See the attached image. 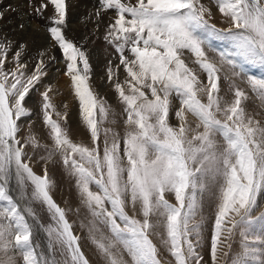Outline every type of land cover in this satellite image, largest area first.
<instances>
[{
	"label": "snow or ice",
	"instance_id": "obj_1",
	"mask_svg": "<svg viewBox=\"0 0 264 264\" xmlns=\"http://www.w3.org/2000/svg\"><path fill=\"white\" fill-rule=\"evenodd\" d=\"M98 2L97 18L115 13L104 40L119 63L108 61L105 79L122 106V133L92 82L90 54L67 36L68 0H27L26 11L48 21L87 142L72 139L68 105L60 110L51 85L39 104L51 143L41 142L26 105L46 75L45 57L57 58L40 52L29 72L26 45H17L8 68L13 44L0 40V264H264V211L256 214L264 196V77L244 72L246 64L264 69V0ZM212 5L226 27L211 22ZM214 40L231 50L216 52ZM242 85L259 102L253 110ZM57 163L74 182L75 206L54 199L49 165Z\"/></svg>",
	"mask_w": 264,
	"mask_h": 264
},
{
	"label": "rangeland",
	"instance_id": "obj_2",
	"mask_svg": "<svg viewBox=\"0 0 264 264\" xmlns=\"http://www.w3.org/2000/svg\"><path fill=\"white\" fill-rule=\"evenodd\" d=\"M90 1L89 0H83L82 2H80L79 0L75 1L78 3V6H79L77 8L79 9L81 7L82 9L80 8L78 12H74L75 15L73 14L72 17H71L72 12L71 14L68 13L67 36L70 39H72L78 46H83L90 54V62L93 68L92 82L95 86L96 91H98L101 95L105 96L109 104H111L113 109L117 112L118 114L117 119L120 122L118 124V130L121 131L122 133L123 132L122 120L124 117L122 115H119L122 111V106L119 104L114 90L107 84L106 79H105V70H106L108 61L111 60L114 65L119 63L118 54L115 52L114 48L104 40V35L107 31L108 25L112 21V18L114 17L115 13L112 10L107 11L106 13L110 16V19H107L106 21L107 23L103 24L99 20V18L101 19L102 15H100V17L97 18L94 13L97 11V8L100 7L98 0H90ZM79 2L81 5L79 4ZM203 2L209 3V0H203ZM5 9H7V7L0 8V10H5ZM212 10H213L214 15H213V19L211 22L215 23L217 27H220V28L226 27L227 25L223 22V17L219 13L215 5H212ZM25 13H26V17H29L27 12ZM42 20L43 19L37 18V17H29L28 20H25V19L13 20V18L12 20L11 19L6 20L8 24L12 25L11 26L12 31L13 30L14 31H25L27 29L28 30L33 29V31H30V34L31 32H35V33L38 32L40 36L42 34L44 41L47 42L46 44H43V46L46 45L47 50L51 49L50 55H55L57 58L56 61L51 62L52 63L51 65L54 66L53 69H51L50 71H47L46 69L48 68V66H46L45 68L46 75L42 77V82L38 84L30 93V99H28L26 106L33 109L34 114L31 118V121L29 122L34 124L35 130L37 131L38 134L42 136L41 142L50 144L51 142L47 140V137L45 135H43V133H45L46 130L43 128L42 119L39 113L40 93L44 91L45 86L51 85L53 87L52 85L53 82H56L59 76H63L66 79V84L68 85L70 92H71L70 95H71L72 100L70 104L72 106V109H75L74 116L76 118V124L71 125L72 139L74 141L82 140L84 142H87L88 133L80 122L78 102L75 100L72 94V91L70 88V82L68 78L63 74L65 65L62 60V53L58 50V47H53V42L51 41L50 34L46 30L48 21L45 20L44 22V20L43 21ZM76 20H78V22L90 21L92 23L90 27H92L95 32L93 34V38L90 44L87 43L86 41L87 36L84 35L83 31H78V34H73L74 30H78V26H76V23H75ZM21 23L24 24L23 29L19 27ZM4 27H5V23L0 27V31L3 30ZM3 35H5L6 37H3ZM1 38H3L4 40L6 39L8 41L10 40L9 35H6V34H2ZM35 39H38V41H40V37L38 36H36ZM31 42H33V40H31ZM212 47L216 50V52H219V51L227 52L231 50L230 45L225 41H215L214 40L212 41ZM15 51L16 49L13 48L9 53V62L7 64L8 68L14 67V65L11 63V56L14 54ZM56 51H57V54L55 53ZM209 55H213V53L210 52ZM22 59L25 63L28 64L29 72L34 70V66L38 62L37 53L35 55L34 53L29 54L28 52H24ZM55 68H56L55 73H58V74H57V78L53 80V78L51 77V72H54ZM244 72L249 75H254L257 77H264V69H261L257 65H250V64L244 65ZM123 78H124V73L121 68V79ZM202 79H204V77H202ZM105 87L107 88L106 91L104 89ZM226 87H227L226 83L222 81V88L226 89ZM242 87H245V90L249 91L245 85H242ZM54 89L57 91V93H59L60 91L59 87H54ZM249 96L251 97V99L249 100L247 107L249 108V110H253L259 102L255 99V97L250 91H249ZM55 101L58 104V106L67 104L65 102H62V97L60 95L59 96L55 95ZM173 123H176L175 119H173ZM34 159L35 161H37L36 163L33 164L34 170L40 173L43 167V163L39 162L38 156H36ZM49 172H50L51 177L56 181L57 187L54 190V199L57 201V203H59L62 207H66L67 205L65 204V201H68L72 206H75L77 203V197L75 194L74 182L67 175L63 166L59 163L55 165H49ZM168 198L170 199L171 202L173 203L175 202L171 196H169ZM259 204H260V207L257 209L256 214H259L260 211H264V196L260 198ZM212 212H213V208H212L211 197L206 194L204 197V216L207 220V224L205 228L206 243H205V248H204V256L206 260L210 259L207 237L209 236L210 230H211V224H212V219H213ZM40 215L43 217L44 221L47 222L46 214L41 211ZM69 219L74 220L75 217L69 214ZM76 231L82 234L79 228H77ZM38 239L41 242H43L44 240L43 233L39 234ZM84 244H85V251L89 255V258L94 259V256H93L94 249H92L91 246L88 245L86 241L84 242ZM234 248L238 249V239H237V244L234 245ZM164 255L167 256L166 253H164Z\"/></svg>",
	"mask_w": 264,
	"mask_h": 264
},
{
	"label": "bare ground",
	"instance_id": "obj_3",
	"mask_svg": "<svg viewBox=\"0 0 264 264\" xmlns=\"http://www.w3.org/2000/svg\"><path fill=\"white\" fill-rule=\"evenodd\" d=\"M75 1L76 0H68L69 13L71 14V12H72L71 17L73 14L75 15L74 12H78L79 9L81 8V7L79 9L77 8L79 6H78V3ZM79 1L82 2L83 0L82 1L79 0ZM80 2H79V4H80ZM4 7H7V9H9V8L15 9V11H10V10L7 11L5 18L3 20H0V27L5 23L4 29L0 31V40H4L3 38H1V35L6 34V35H9V37H10L9 41L12 42L13 48L16 50H18V48L16 47L17 45H26L25 52H28L29 54L34 53L36 55V53H37V56H38V53L46 51L47 46L46 45L43 46V44H46L47 42L44 41L42 34H41V36L39 35L38 32L37 33L31 32V34H30V31H33V29H31V30L27 29L25 31H14V30L12 31L11 30L12 25H10L6 22L7 19L12 20V18H13V20H17V19L28 20V18L30 16L26 17V13H25V12H27L26 11L27 10V0H0V8H4ZM23 15H25V16H23ZM101 15H102L101 19L99 18V20L103 24H106L107 23L106 21H107V19H110V16L106 12H101ZM44 22H45V20H44ZM75 23H76V26H78V30H74L73 34H78V31H83L84 35L87 36V40H86L87 43L90 44L92 41V38H93V34L95 32L93 30V28L90 27V25L92 23L90 21L78 22V20H76ZM80 35H82V34H80ZM36 36L40 37V41H38V39H35ZM3 37H6V36L3 35ZM45 39H47V38H45ZM31 40H33V42H31ZM55 53L57 54V51ZM58 55H59V53H58ZM51 62L52 61L49 60L48 57L46 56L45 57V63H46V66H48V68L46 69L47 71H50L51 69L54 68V66L51 65L52 64ZM55 71H56V68H55L54 72H51V77L53 78V80H55L57 78V74H58V73H55ZM52 85H53V88L54 87L60 88L58 96L60 95L62 97V102H65L68 105V112H69V116H70V119H69L70 125H75L76 124V118L74 116L75 115V112H74L75 109H72V106L70 104L72 98L70 95L71 94L70 89H69L68 85L66 84V79L63 76H59L57 81L53 82ZM104 89H105V91L107 90L106 87ZM58 107L60 108L61 111H63L62 105H59Z\"/></svg>",
	"mask_w": 264,
	"mask_h": 264
}]
</instances>
